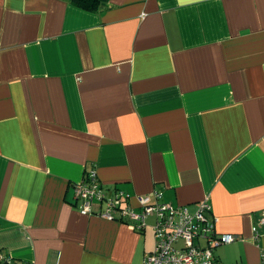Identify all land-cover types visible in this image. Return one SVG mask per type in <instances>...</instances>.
<instances>
[{"label":"crops","instance_id":"0c3cea01","mask_svg":"<svg viewBox=\"0 0 264 264\" xmlns=\"http://www.w3.org/2000/svg\"><path fill=\"white\" fill-rule=\"evenodd\" d=\"M0 0V254L13 264H143V230L80 213L94 171L107 197L196 212L214 264L264 252V0ZM256 228V232L252 228ZM199 244L205 247L203 241Z\"/></svg>","mask_w":264,"mask_h":264},{"label":"built area","instance_id":"2783aa9c","mask_svg":"<svg viewBox=\"0 0 264 264\" xmlns=\"http://www.w3.org/2000/svg\"><path fill=\"white\" fill-rule=\"evenodd\" d=\"M74 193L82 203V215L91 213V202L96 199L106 205L99 215L112 220L113 213L118 211L133 222L131 228L137 231L144 229L147 217H154V247L145 256L143 264H214L213 250L236 240L233 235L216 232V217L211 215V207L206 199L199 203L196 212L190 214L187 207L159 202L160 194L136 196L141 210L135 212L128 206L121 207L128 200V194L118 192L107 197L92 170L80 183H75ZM252 231L255 233L256 228H252ZM199 241L206 246L200 245ZM0 262L13 264L11 258L1 254ZM259 264H264V252L260 255Z\"/></svg>","mask_w":264,"mask_h":264},{"label":"trees","instance_id":"16d2710c","mask_svg":"<svg viewBox=\"0 0 264 264\" xmlns=\"http://www.w3.org/2000/svg\"><path fill=\"white\" fill-rule=\"evenodd\" d=\"M72 2L81 8L88 9V10H96L97 2L95 0H72ZM0 264H2L0 262Z\"/></svg>","mask_w":264,"mask_h":264}]
</instances>
